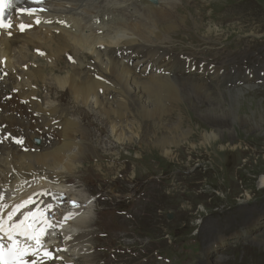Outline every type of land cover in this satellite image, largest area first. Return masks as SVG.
Wrapping results in <instances>:
<instances>
[{"label":"rangeland","instance_id":"obj_1","mask_svg":"<svg viewBox=\"0 0 264 264\" xmlns=\"http://www.w3.org/2000/svg\"><path fill=\"white\" fill-rule=\"evenodd\" d=\"M176 9L184 24L160 45L178 56L180 78L205 82L211 97L227 109V94H244L235 109L244 121L229 128L208 125L200 115L210 105L198 97L199 114L191 106L180 113L187 138L170 146L166 156L116 142L104 115L81 106L77 111L65 94L63 104L95 149L74 172L63 175L73 180L68 195L80 203L92 197L83 210L87 228L82 232L91 228L95 251L90 249L78 264H264V0H181ZM28 50L31 66L63 69L65 54L52 63L44 56L34 60ZM131 56L124 58L129 65ZM39 94L44 103L46 89L39 88ZM166 118V127L178 120L177 115ZM141 125L139 144L160 135L152 122ZM210 133L220 139L216 146L203 139ZM63 196L62 208L73 207L64 204ZM102 232L106 238L99 239Z\"/></svg>","mask_w":264,"mask_h":264},{"label":"bare ground","instance_id":"obj_2","mask_svg":"<svg viewBox=\"0 0 264 264\" xmlns=\"http://www.w3.org/2000/svg\"><path fill=\"white\" fill-rule=\"evenodd\" d=\"M180 1L39 0L38 3L43 4L39 11H32L33 15L24 14V22L16 23L17 28L11 38H0V72H7V76L0 82V125H6L4 133L23 134L27 147L35 149L33 153H23L12 145H0V195L5 194L3 196L6 197L14 188V194L21 202L31 197L42 201L45 206L47 196L40 193L41 181L28 180L44 175L51 178L43 184L44 193H48L58 180L57 189L61 191L59 203L60 207L64 206L61 196L68 191L64 182L66 176L63 175L74 172L84 155L95 151L88 140L86 129L81 127L78 119L69 115V109L63 104L67 102L63 99L65 94H69L70 101L77 105V111H80L78 106H81L104 115L116 142L135 144L147 151L156 149L166 156L172 151L170 146L181 144L182 137L187 138V132L181 130L180 113H185L184 108L191 106V111L197 115L198 106L195 102L198 97L204 98L206 104L210 105L209 111L200 115L202 120L208 121V125L212 122L218 126L226 124L229 128L236 120L243 123L244 120L235 109L240 103L238 98L244 94H227L230 109L223 107L211 97L205 82L176 75L173 53L169 49L160 48L163 46L160 44L184 24L176 12ZM130 5L131 12L127 9ZM110 8L120 9L124 18L133 17L134 20L117 21L112 29L95 34L96 29L107 27L104 26L105 18L109 16ZM56 20L66 23L70 28L55 24ZM97 20H100V24L95 27ZM21 24L26 25L23 31L19 28ZM28 48H31L33 59L37 56L34 51L42 50L46 52L42 58L52 63L58 62L64 54L70 55L73 63L63 62V69L55 67V64H52V68L51 65L46 68L29 67L33 61L27 55ZM138 50L146 52V62L143 59L138 64H127L124 58ZM166 56L171 57L173 65H169ZM3 67L5 69L2 70ZM46 70H49V74H46ZM165 72L169 74L165 75ZM249 83L248 79L245 85ZM37 84H41L47 91L44 106L42 102L33 101V98L38 97V91L31 87ZM13 90H17L13 99L2 101ZM181 90H184L183 95ZM169 115H177L178 120L174 126L166 127L164 122ZM246 118L249 121L250 117ZM148 121L159 128L160 135H153L151 143L145 141L139 144L144 128L141 124ZM208 129L217 131L218 127ZM77 135H80L78 140ZM205 137L210 138V146H216L220 140H216L213 133L206 134L203 139ZM34 139L38 142L34 143ZM190 147L194 148L193 145ZM69 194L64 204L73 206V194ZM84 217L73 221V226L84 227ZM11 219L13 223L19 221L16 217ZM59 221L65 222L60 218L54 219L55 223ZM84 245L85 242L80 241L73 253L83 251L81 247ZM65 260L73 262L67 255Z\"/></svg>","mask_w":264,"mask_h":264},{"label":"snow or ice","instance_id":"obj_3","mask_svg":"<svg viewBox=\"0 0 264 264\" xmlns=\"http://www.w3.org/2000/svg\"><path fill=\"white\" fill-rule=\"evenodd\" d=\"M16 2H18V0H16ZM33 2H39V0H33ZM13 7V0H0V28H5V27H10L11 25H5L3 23V16L4 13L7 9H10ZM27 11L28 15H33V12L31 10H25ZM26 25L21 24L19 25V28L21 31H23L25 29ZM17 144H21L23 143L20 140H16L15 141ZM75 203H73V207H75ZM52 206L48 205V208L50 209ZM43 215V214H41ZM32 216L35 218L37 216L36 213H33ZM27 219V217H26ZM31 228V224L23 227L22 225H17L15 229H13L12 231H9L7 233V239L9 241L13 240V232H15L17 229H22V231H24L25 233L29 232V229ZM0 231H3L2 226H0ZM40 231H43V229H41ZM32 238L35 239L37 241V243L40 242V235L37 232H32L31 233ZM4 245L2 243H0V264H25V260L24 258L26 256H29L30 253L28 252L27 249H20L17 245L15 244H11L8 246V252H7V257H5L4 255ZM44 256L47 258H51V253L49 252H45Z\"/></svg>","mask_w":264,"mask_h":264},{"label":"water","instance_id":"obj_4","mask_svg":"<svg viewBox=\"0 0 264 264\" xmlns=\"http://www.w3.org/2000/svg\"><path fill=\"white\" fill-rule=\"evenodd\" d=\"M147 1L154 2V0H147Z\"/></svg>","mask_w":264,"mask_h":264}]
</instances>
